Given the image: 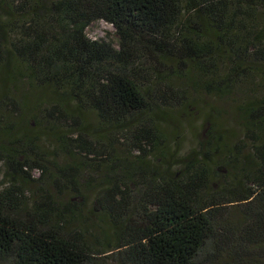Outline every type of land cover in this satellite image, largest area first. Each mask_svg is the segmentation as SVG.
Returning a JSON list of instances; mask_svg holds the SVG:
<instances>
[{
    "label": "trees",
    "instance_id": "obj_1",
    "mask_svg": "<svg viewBox=\"0 0 264 264\" xmlns=\"http://www.w3.org/2000/svg\"><path fill=\"white\" fill-rule=\"evenodd\" d=\"M99 21L115 28L118 49L87 37ZM0 65V163L12 182L0 192V261L264 264V97L258 94L264 0H0ZM198 78H207L209 91L222 97L244 85L256 90L239 106L244 136L229 147L211 126L178 165L151 166L148 156L160 149L159 126H134L132 119L147 111L161 119L183 102L172 100L171 84L184 83L178 90L183 98ZM20 83L52 98L21 108L13 100ZM6 100L15 110L8 120ZM86 112L101 128L86 121ZM42 113L54 126L45 128L48 138L67 156L109 154L101 161L109 175L96 199L106 228L81 207L85 160L57 169L54 181L83 201L66 204L48 195L43 205L26 207L16 182H40L31 173L49 171L42 132L30 124L38 125L30 119ZM12 117L14 126L8 125ZM123 143L138 154L114 155ZM219 172L231 183L212 190Z\"/></svg>",
    "mask_w": 264,
    "mask_h": 264
},
{
    "label": "rangeland",
    "instance_id": "obj_2",
    "mask_svg": "<svg viewBox=\"0 0 264 264\" xmlns=\"http://www.w3.org/2000/svg\"><path fill=\"white\" fill-rule=\"evenodd\" d=\"M87 37L91 40L110 43L114 48L120 47V37L117 35L115 28L105 22L99 21L91 25L86 30ZM2 67L0 65V73L2 72ZM209 80L207 78H198L191 85L192 90L185 94L183 98L178 95V90L182 89L184 83L178 81L171 84L173 91L176 94L172 99L179 104L176 108L166 110V113L159 119L156 114L147 111L146 113L135 116L132 119V124L134 126H140L142 124H152L155 123L159 126V133L161 136L160 149H152V153L148 156V160L151 166L156 167L163 162L167 163L169 161L173 164L178 165V160L186 158L193 150L198 149L200 140L206 138V134L209 127L214 126L219 129L222 133L225 141H227V146H234L245 134L244 122L240 119L239 106L246 103L252 94H256V90H252L249 86H241L234 90V94L228 95L227 97L218 96L209 91ZM17 88V89H16ZM183 88H186L183 87ZM260 93L264 97V85L260 86ZM16 92L13 100H16L21 108L26 110L29 108L30 100L34 102L38 98L47 99L52 98L51 93L48 91H36L31 90L26 83H20L19 86H15ZM168 100H171L170 97ZM3 101V100H1ZM0 101V102H1ZM2 107L5 108L3 114L5 117H11V113L14 107L11 106L7 100L2 103ZM45 113H42L37 118H31L30 120L37 121L39 124L36 125L34 122H30L31 125L35 127L36 130L42 132L40 135V146L49 152L46 159L49 161L45 164V167L49 171H45V176H43L42 171L36 170L31 173V178L36 180L42 178L40 182L29 181L25 177H21L16 183L20 186V189L25 192L26 197V207L29 209L30 206H35L36 204L43 205L45 198L48 195L53 196L60 202H65L66 204L71 202H81L82 198H78L77 195L69 191V189H62L57 186V179L59 177L57 169L70 166L74 161L81 162L85 160L82 156H78L77 159H73L67 156L65 153L61 152L59 143L55 138H48L50 136L46 129H48L49 121L41 119L44 117ZM26 116V115H25ZM22 113V117H25ZM48 119V118H47ZM16 118L12 117L8 121V125L14 126ZM86 121L96 128H101L99 124V119L96 115L86 112ZM153 125V124H152ZM133 126V127H134ZM94 127V128H95ZM135 128V127H134ZM132 128V129H134ZM49 129H54L51 126ZM114 136H124L130 137L129 132H116L114 129ZM108 132V130H107ZM111 136V135H110ZM106 137V136H104ZM102 140V139H101ZM107 142V139L102 140V143ZM121 141L118 144H121ZM127 143V141H125ZM131 146H126L124 143L122 145H117L115 147L114 155L120 157H128L137 155L138 153L134 151L131 153ZM227 155V154H226ZM109 154L97 158V160H85V168H83V173L81 176V190H83L84 203H81L82 209L86 212L85 217L88 219H99L97 222L98 227L103 228L104 219L100 216L98 208L96 206V199L100 195V190L105 184V180L109 172L108 167L105 166L102 160H106ZM136 161L135 158L132 159ZM106 163V162H105ZM103 165V166H102ZM6 167L1 162L0 163V192L10 189L12 187V182L9 178H4ZM54 176V178L52 177ZM56 181V183L54 182ZM136 182V181H133ZM231 183L223 172L216 173L212 179V190H220L226 184ZM11 184V185H10ZM134 188V187H133ZM105 228L106 224L104 223ZM0 264H11L10 262L0 261Z\"/></svg>",
    "mask_w": 264,
    "mask_h": 264
}]
</instances>
